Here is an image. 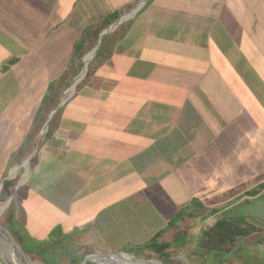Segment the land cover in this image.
Here are the masks:
<instances>
[{"label": "crops", "instance_id": "crops-1", "mask_svg": "<svg viewBox=\"0 0 264 264\" xmlns=\"http://www.w3.org/2000/svg\"><path fill=\"white\" fill-rule=\"evenodd\" d=\"M107 1L0 0V58L15 60H0V74L25 57L20 43L53 42L40 50L71 56L75 43L59 45L58 30ZM79 97L14 201L18 232L39 238L60 226L108 252L128 242L140 251L187 204L237 193L242 214H215L264 230V0H153Z\"/></svg>", "mask_w": 264, "mask_h": 264}, {"label": "rangeland", "instance_id": "rangeland-1", "mask_svg": "<svg viewBox=\"0 0 264 264\" xmlns=\"http://www.w3.org/2000/svg\"><path fill=\"white\" fill-rule=\"evenodd\" d=\"M113 1L115 3L107 1L105 8L104 5L92 4L89 18L78 13L79 17L73 20V24L70 23L71 26L70 24L64 25V30L60 27L58 35H61L59 39L62 42L58 44L71 48V45L75 43L71 56H67L65 52L62 54L57 52L54 54L53 52L52 56L48 57L46 53L49 51L40 50L43 42L38 45L35 43L37 48L31 51L26 48L28 46L26 43V45L20 43L25 49V57L18 64L11 66L9 71L0 74V209L3 208L0 210V224L4 226L7 232L10 247L18 253L24 252L36 263L71 264L84 259L89 254L104 253L111 250L110 246L102 239L96 240L93 236L87 237L88 235L83 237L80 234H73V237L69 239L55 240L58 235H51V230L48 235L45 233L38 235L39 238L33 234L27 236L25 232H18L15 225L10 222L9 211L10 206L14 205V201L16 203L18 200L20 192L25 189L29 175H31L29 178L34 175L32 167L39 155L41 146L46 144L51 133L53 134L50 131L52 117L55 115V120L58 121L59 126L61 114L63 116V111L71 108L72 101L70 100L80 98L79 93H81L84 85L92 79L93 72L111 54L118 38L127 31L131 21L153 0H145L137 12L118 23H115L117 19L120 20L123 15L132 13L141 0ZM117 5H120L121 8H116ZM114 10H116V19H112L113 22L107 24L105 19ZM97 31H101L100 34L107 31L103 36L106 40L102 42V37L100 42L103 51L98 56L96 51L95 56L90 58L85 77L83 75L84 78L82 77L73 88V82L85 64L86 54L92 52L98 44ZM82 39L86 41L84 46L82 48L76 47ZM44 44L48 48L55 45L53 42H44ZM14 54H18V52ZM0 60H4L5 64H8L9 60L11 64L15 61L10 59V56L0 58ZM3 62L0 64L3 65ZM90 71L92 74L89 78L87 74ZM55 108H58L57 111L52 114L48 126L45 127L50 112ZM16 168L17 172L13 174ZM7 181L9 185L4 187V183ZM20 186L22 188L19 191ZM240 198L237 193L233 197L216 203H207L211 207H196L199 217L187 223L189 234L184 242L172 245L166 250L169 255L162 257L164 263L264 264V230L243 221H234L233 223L245 225L251 230L249 235L237 236L233 242L228 241L222 246L220 251H212L200 245L202 237L212 228L219 217H227L228 213H218L211 217L215 209L231 206L233 212L237 211L242 214L245 211L248 203H245L243 198L239 200ZM178 229L181 232L188 231L183 226ZM41 231H45V229ZM166 237L165 235L163 238ZM3 244H5V239L2 238L0 245ZM135 245L128 242L114 252L128 253L134 258L161 260V255L152 249L136 251L133 249ZM133 251L137 252L136 255L132 253ZM33 255H37V257L34 258ZM121 255L129 258L128 255ZM89 262L96 263L94 261ZM153 263L161 264L162 262H152L151 264Z\"/></svg>", "mask_w": 264, "mask_h": 264}, {"label": "trees", "instance_id": "trees-1", "mask_svg": "<svg viewBox=\"0 0 264 264\" xmlns=\"http://www.w3.org/2000/svg\"><path fill=\"white\" fill-rule=\"evenodd\" d=\"M116 19L115 14H110L108 18L105 19L107 24H110L113 22V20ZM101 31L96 32V36L99 37ZM106 40L105 37L102 38V42ZM86 41L82 39L81 42H79L80 48L84 46V43ZM102 45H100L99 49L97 50V56L102 52ZM91 71L87 74L89 75V78L91 77ZM55 123V124H54ZM51 130L54 131L55 128L58 127V121L55 120V115L51 119ZM49 132V131H48ZM52 135V133H51ZM6 185H9V182L4 183V187ZM192 204V205H191ZM186 207H183L180 209L176 215L169 221L168 227L165 229V232L159 231L157 232L147 243H145L142 248L146 249H152L155 253L161 255V260L164 262V257L167 254L166 250L170 248L172 245L181 244L184 242V240L187 238L189 234V225L188 222L195 220L199 215L197 214L196 207H198V203L192 202ZM200 207L204 208V205H200ZM216 210H214L213 214H215ZM203 217V216H202ZM9 220L11 223L15 225L14 221V205L10 206L9 211ZM234 221H242L241 219H231L227 217H219V219L214 223L212 228L206 232V235L202 237V241L200 242V245L206 249L212 250V251H220L222 246H224L228 241L233 242L237 236L240 235H249L251 230L245 227V225H239L234 224ZM184 227L186 230L185 232H181L178 228ZM51 235H58V237L55 240H62L64 238H70L71 235L63 234L62 229L60 226L55 227L52 229ZM167 236L166 238H163L164 236ZM57 242V241H55ZM32 257L36 258L37 255H33ZM83 259H80V261L72 262L71 264H78ZM46 263V262H45ZM131 263V262H126ZM47 264V263H46ZM87 264H96L87 262Z\"/></svg>", "mask_w": 264, "mask_h": 264}, {"label": "bare ground", "instance_id": "bare-ground-1", "mask_svg": "<svg viewBox=\"0 0 264 264\" xmlns=\"http://www.w3.org/2000/svg\"><path fill=\"white\" fill-rule=\"evenodd\" d=\"M85 71H86V68L77 77L75 82H77L78 80L81 79L82 73H84ZM1 209H3V208H1ZM2 238L5 239V244L0 245V251L5 256H7L13 264H41V263H36V262L32 261L27 255H25L23 253H18L15 249L10 247L7 232L4 228V226L0 224V240ZM128 259L129 258L120 255V257H102V258H99L98 260L101 264H138V263L131 262ZM126 262H131V263H126ZM152 262L161 263L160 261L152 260L151 262H149V264H151Z\"/></svg>", "mask_w": 264, "mask_h": 264}, {"label": "water", "instance_id": "water-1", "mask_svg": "<svg viewBox=\"0 0 264 264\" xmlns=\"http://www.w3.org/2000/svg\"><path fill=\"white\" fill-rule=\"evenodd\" d=\"M119 21H120V20L117 19V21H116L115 23H118ZM106 33H107V31H104V32H102V33L99 35V38H98V44H97L96 47L93 49V54H92V57H91V58H93V56H95V53H96L97 49H98L99 46H100L101 38H102ZM84 69H85V64H84V66H83L82 71H83ZM82 71H81V72H82ZM86 72H87V71H86ZM57 109H58V108H55V109H53V110L50 112L45 127L48 126L52 114H53L55 111H57ZM21 250H22V249H21ZM23 253H24V252H23ZM24 254H25V253H24ZM121 254L128 255V257H129L128 260H129V261L134 262V263H138V264H141V263H142V264H148V263L151 262L152 260H158V259L134 258L132 255H130V254H128V253H123V252H105V253H92V254H89V255H87L86 257H84V259H83L80 263H78V264H87V262H89V261H94V262H96L97 264H101V263L99 262V260H98L99 258H102V257H120ZM25 255H27V254H25ZM27 256H28V255H27ZM28 257H29V256H28ZM32 261H33V260H32ZM159 261H161V260H159ZM34 262H35V261H34ZM161 262H162V264H166V263H164L163 261H161ZM0 264H13V263L10 261V259H9L7 256H5V255L0 251ZM41 264H45V263H41Z\"/></svg>", "mask_w": 264, "mask_h": 264}]
</instances>
